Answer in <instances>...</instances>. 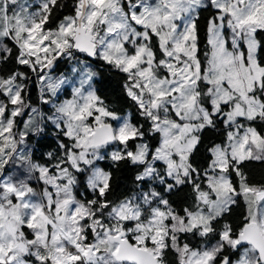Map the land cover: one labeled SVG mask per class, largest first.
I'll use <instances>...</instances> for the list:
<instances>
[{
	"label": "snow or ice",
	"instance_id": "obj_1",
	"mask_svg": "<svg viewBox=\"0 0 264 264\" xmlns=\"http://www.w3.org/2000/svg\"><path fill=\"white\" fill-rule=\"evenodd\" d=\"M0 264H264V0H0Z\"/></svg>",
	"mask_w": 264,
	"mask_h": 264
},
{
	"label": "trees",
	"instance_id": "obj_2",
	"mask_svg": "<svg viewBox=\"0 0 264 264\" xmlns=\"http://www.w3.org/2000/svg\"><path fill=\"white\" fill-rule=\"evenodd\" d=\"M65 66L63 64H61L59 67H58V71H61L62 69H64ZM104 72V79L105 81L107 82V88L105 89V91L111 96L112 95V92H113V89H116L117 88V85H118V77L109 72L108 70H103ZM36 95V92L35 90H33V96ZM46 143H52L51 140L49 141H46ZM254 175H259V172L258 170H254Z\"/></svg>",
	"mask_w": 264,
	"mask_h": 264
},
{
	"label": "rangeland",
	"instance_id": "obj_3",
	"mask_svg": "<svg viewBox=\"0 0 264 264\" xmlns=\"http://www.w3.org/2000/svg\"><path fill=\"white\" fill-rule=\"evenodd\" d=\"M65 69V68H64ZM64 69H62V70H64Z\"/></svg>",
	"mask_w": 264,
	"mask_h": 264
}]
</instances>
